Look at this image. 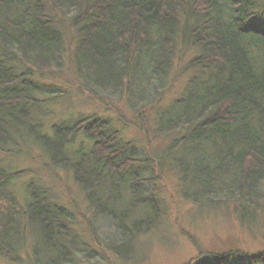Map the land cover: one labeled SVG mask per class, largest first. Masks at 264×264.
<instances>
[{
	"label": "trees",
	"instance_id": "1",
	"mask_svg": "<svg viewBox=\"0 0 264 264\" xmlns=\"http://www.w3.org/2000/svg\"><path fill=\"white\" fill-rule=\"evenodd\" d=\"M64 63L92 98L119 95L130 111L155 105L147 135L168 140L152 160L175 171L184 200L232 208L245 225L264 212V0H0V155L35 145L50 167L71 175L119 242L107 248L121 254L159 219L158 201L133 170L148 161L128 154L118 130L94 115L48 132L33 123L42 73ZM177 66L188 74L185 87L160 108ZM22 174L0 163V264H70L86 255L84 232L46 189L30 181L19 196ZM193 260L264 264V251Z\"/></svg>",
	"mask_w": 264,
	"mask_h": 264
},
{
	"label": "rangeland",
	"instance_id": "2",
	"mask_svg": "<svg viewBox=\"0 0 264 264\" xmlns=\"http://www.w3.org/2000/svg\"><path fill=\"white\" fill-rule=\"evenodd\" d=\"M63 65L60 70L42 73L43 105L30 116L33 123L40 124L42 132H48L55 123L72 124L92 115L107 121L111 130H118L117 138L129 144L128 154L148 161L146 166L133 170L144 179L141 189L158 201L161 210L153 228L116 255L107 248L109 240L119 245L113 231H109L106 220L93 218L69 173L50 167L31 143L25 145L22 156L0 155L3 168L23 172L15 182L19 196L26 183L40 185L48 191L53 203L67 209L77 232H84L88 252L78 254L70 264H196L193 259L201 253L264 251L263 211L254 215L250 225H245L232 208L194 205L181 197L175 171L169 165L154 163L152 153L162 151L168 140L154 137L152 131L147 135L155 105L149 104L144 110L138 106L130 111L124 97L119 95L104 93L101 101L92 98L77 83L72 66ZM187 75L179 76L178 66L173 70L167 89L161 92L160 108L178 98ZM87 223L91 231H87Z\"/></svg>",
	"mask_w": 264,
	"mask_h": 264
}]
</instances>
